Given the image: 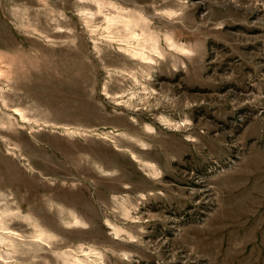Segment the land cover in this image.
Returning <instances> with one entry per match:
<instances>
[{
  "label": "rangeland",
  "instance_id": "1",
  "mask_svg": "<svg viewBox=\"0 0 264 264\" xmlns=\"http://www.w3.org/2000/svg\"><path fill=\"white\" fill-rule=\"evenodd\" d=\"M0 264H264V0H0Z\"/></svg>",
  "mask_w": 264,
  "mask_h": 264
}]
</instances>
